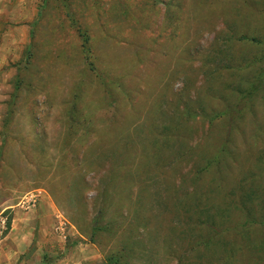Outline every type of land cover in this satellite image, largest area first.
Segmentation results:
<instances>
[{"label": "rangeland", "instance_id": "obj_1", "mask_svg": "<svg viewBox=\"0 0 264 264\" xmlns=\"http://www.w3.org/2000/svg\"><path fill=\"white\" fill-rule=\"evenodd\" d=\"M38 1L2 232L50 199L66 248L103 264H264V0Z\"/></svg>", "mask_w": 264, "mask_h": 264}, {"label": "crops", "instance_id": "obj_2", "mask_svg": "<svg viewBox=\"0 0 264 264\" xmlns=\"http://www.w3.org/2000/svg\"><path fill=\"white\" fill-rule=\"evenodd\" d=\"M38 0H0V132L3 119L9 106L14 91L9 88V78L23 56L28 44L29 33L35 14L37 13ZM3 145V136L0 134V149ZM51 212L45 215L47 221L39 215L42 204L41 199L35 200L31 208L24 209L32 213L33 217L26 218L19 223L17 210H14L12 227L7 232L2 213L0 211V264H103L97 249L85 245H75L69 250L65 246V224L56 214L55 207L50 199L44 200ZM30 220V221H26ZM15 228L18 231H15ZM57 242V246L55 245ZM66 252L63 256L59 253ZM84 252L83 254H81ZM46 259V263L43 261Z\"/></svg>", "mask_w": 264, "mask_h": 264}, {"label": "trees", "instance_id": "obj_3", "mask_svg": "<svg viewBox=\"0 0 264 264\" xmlns=\"http://www.w3.org/2000/svg\"><path fill=\"white\" fill-rule=\"evenodd\" d=\"M124 177H125V179H126V175H124ZM101 196H102V193H101V194H98V195H97V198L99 199ZM125 198H127V195H125ZM75 226L77 227V230H79V232H80L82 235H85L83 229H81L77 224H76ZM95 229L99 230L100 228H97L96 226H94L92 230H95ZM86 234H87V233H86Z\"/></svg>", "mask_w": 264, "mask_h": 264}, {"label": "built area", "instance_id": "obj_4", "mask_svg": "<svg viewBox=\"0 0 264 264\" xmlns=\"http://www.w3.org/2000/svg\"><path fill=\"white\" fill-rule=\"evenodd\" d=\"M31 202H33L34 203V201L32 200Z\"/></svg>", "mask_w": 264, "mask_h": 264}]
</instances>
